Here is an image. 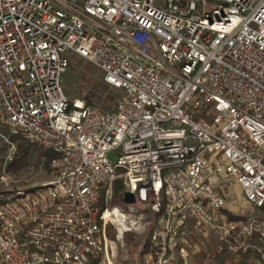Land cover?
I'll list each match as a JSON object with an SVG mask.
<instances>
[{"label":"built area","instance_id":"1","mask_svg":"<svg viewBox=\"0 0 264 264\" xmlns=\"http://www.w3.org/2000/svg\"><path fill=\"white\" fill-rule=\"evenodd\" d=\"M70 55L123 91L113 112L68 99ZM4 133L51 152L53 179L0 188V264L106 255L137 211L110 207L119 179L153 200L148 264H175L190 226L264 264V0H0ZM229 185L250 214L228 215Z\"/></svg>","mask_w":264,"mask_h":264},{"label":"rangeland","instance_id":"2","mask_svg":"<svg viewBox=\"0 0 264 264\" xmlns=\"http://www.w3.org/2000/svg\"><path fill=\"white\" fill-rule=\"evenodd\" d=\"M69 59V68L62 78V88L68 99L70 101L77 99L85 101L87 105L97 108L103 113L113 112L123 96V91L106 85L102 80V72L89 61L76 55H70ZM119 155V152H113L109 158L116 163ZM52 157L51 152L32 145L23 138L12 137L4 133L3 136H0V178L5 177L7 185L0 186V188H7L15 192L49 183L53 179L50 169ZM16 158L19 161L17 160L14 169L9 170L10 163L15 162ZM127 191L128 188L124 185L123 180H117L114 184V199L110 207L129 211V205L125 204L123 198ZM227 193L230 211L244 209L245 214L251 213L239 187L229 185ZM152 201L151 198L146 201L138 198L136 204L133 205L137 211L130 216L132 223L129 225V232L119 240L117 231L109 228L107 233L108 253L100 259L92 257L91 261L97 260L96 264L151 263L154 255L151 236L156 224V217L150 210ZM230 256L222 252L216 257V260L231 262L233 258ZM174 258L175 264H180L181 260L176 256L175 251ZM242 263L244 264L240 260L239 264Z\"/></svg>","mask_w":264,"mask_h":264},{"label":"crops","instance_id":"3","mask_svg":"<svg viewBox=\"0 0 264 264\" xmlns=\"http://www.w3.org/2000/svg\"><path fill=\"white\" fill-rule=\"evenodd\" d=\"M238 213V209H235V211L228 209L230 217L236 218L239 216ZM218 250L219 247L210 234L196 231L190 226L186 235L177 242L175 254L181 260L180 264H239L240 260L233 256H230L233 258L231 262L226 260L224 262L217 261L216 257L222 253Z\"/></svg>","mask_w":264,"mask_h":264},{"label":"water","instance_id":"4","mask_svg":"<svg viewBox=\"0 0 264 264\" xmlns=\"http://www.w3.org/2000/svg\"><path fill=\"white\" fill-rule=\"evenodd\" d=\"M123 198H124L125 204L127 205H134L137 202L136 196L132 192H129V191H127L124 194Z\"/></svg>","mask_w":264,"mask_h":264},{"label":"trees","instance_id":"5","mask_svg":"<svg viewBox=\"0 0 264 264\" xmlns=\"http://www.w3.org/2000/svg\"><path fill=\"white\" fill-rule=\"evenodd\" d=\"M102 80H103V82L105 83L103 75H102ZM105 84H106V83H105ZM106 85H107V84H106ZM108 86H109V85H108ZM47 154H48V153H47ZM52 156H53V155H52ZM17 160L19 161V159L16 158V159H15V162L12 161V162L10 163V165H9V167H8L9 170L14 169ZM97 262H98L97 260H96V261H91L90 264H96Z\"/></svg>","mask_w":264,"mask_h":264},{"label":"bare ground","instance_id":"6","mask_svg":"<svg viewBox=\"0 0 264 264\" xmlns=\"http://www.w3.org/2000/svg\"><path fill=\"white\" fill-rule=\"evenodd\" d=\"M118 221L124 226L123 220L120 217Z\"/></svg>","mask_w":264,"mask_h":264}]
</instances>
